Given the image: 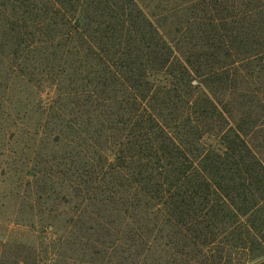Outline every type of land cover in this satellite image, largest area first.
<instances>
[{"label": "trees", "instance_id": "trees-1", "mask_svg": "<svg viewBox=\"0 0 264 264\" xmlns=\"http://www.w3.org/2000/svg\"><path fill=\"white\" fill-rule=\"evenodd\" d=\"M0 176L109 260L264 264V0H0Z\"/></svg>", "mask_w": 264, "mask_h": 264}, {"label": "rangeland", "instance_id": "rangeland-1", "mask_svg": "<svg viewBox=\"0 0 264 264\" xmlns=\"http://www.w3.org/2000/svg\"><path fill=\"white\" fill-rule=\"evenodd\" d=\"M15 186L5 182L0 176V263L3 264H122L123 260H109L101 253L97 243L86 245L80 249L73 246V236L65 232L61 226L49 227L50 221H43L36 212L27 209V198L17 197ZM13 194V195H12ZM45 218V217H44ZM55 224H62L57 221ZM84 242V240H83ZM70 249L66 257L61 254L65 247ZM78 246V248H77ZM62 248V249H61ZM99 252L100 255H96ZM136 264V259H133Z\"/></svg>", "mask_w": 264, "mask_h": 264}]
</instances>
